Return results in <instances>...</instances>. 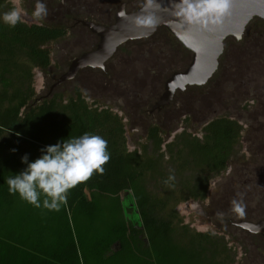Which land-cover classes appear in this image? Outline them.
Listing matches in <instances>:
<instances>
[{"label": "trees", "instance_id": "trees-1", "mask_svg": "<svg viewBox=\"0 0 264 264\" xmlns=\"http://www.w3.org/2000/svg\"><path fill=\"white\" fill-rule=\"evenodd\" d=\"M76 1L43 0L48 14L37 24L10 27L0 22V264H234L225 237L194 231L176 208L206 200L209 181L238 152L237 121L212 117L200 138L182 132L167 144L171 131L159 122L149 123L139 151H129L122 118L103 103L89 105L80 86L68 98L57 96V87L34 100V71L49 68V44L81 27L82 21L112 24L122 0ZM12 9L9 0H0V14ZM160 33L188 53L189 63L190 53L166 30L158 29L149 40ZM149 40L124 44L103 71L83 70L69 83L82 73H95L106 77L100 83L103 92L111 82H127L137 97V86L146 84L139 76L143 67L138 56L127 52L132 63L128 70L121 68L120 50ZM177 105L175 99L170 106ZM85 132L107 140L110 160L103 175L93 173L72 188L59 211L35 208L8 194L4 180L23 170V155L34 160L45 146Z\"/></svg>", "mask_w": 264, "mask_h": 264}, {"label": "rangeland", "instance_id": "rangeland-1", "mask_svg": "<svg viewBox=\"0 0 264 264\" xmlns=\"http://www.w3.org/2000/svg\"><path fill=\"white\" fill-rule=\"evenodd\" d=\"M126 1L129 3L126 8L127 13L132 12L133 9L136 10L142 4V0ZM9 2L20 14V23H38L32 17L36 0H9ZM75 2L78 3L73 0V4ZM260 29L263 32L264 27ZM72 31L63 39L49 44V68L44 71H34L33 88L36 95L34 100L48 94L50 85L66 72L72 60L81 53L95 48L98 40L85 27L81 25ZM258 33L252 43H247V40L238 44L231 40L226 42L222 65L225 66L226 72L228 68L229 73V82L225 85L227 95L232 92L234 86L239 84L241 74L246 71L259 70L264 76V33ZM126 48L120 50L119 57L123 60L121 68L128 70V63H132L130 60L132 58L127 56V52L138 56L140 59L138 63L143 67L139 76L145 79L146 84L137 86L140 88L137 89L139 94L137 97L134 92L129 91L131 89H127V82L125 84L119 81L111 82L103 92L100 83L106 77L90 72L82 73L76 83H64L56 90V94L62 98H68L75 86H80L89 105H92L94 101L109 106L123 120L126 146L129 151H139V146L145 142V129L149 123L159 122L166 131H171L165 141L167 144L182 132L200 138L203 126L212 117H226L237 121V116H241L244 109L238 107L232 109L233 112L227 116L228 109L221 108L217 116L212 115L210 113L212 106L215 105L216 98L221 95H217L219 88L208 85L177 95L175 97L177 106H170L161 113L155 111L149 116L144 115V111L149 112L162 95L165 81L188 62V53L165 33L158 34V37L153 40L137 42ZM220 92H222L221 89ZM219 100L222 99L219 98ZM260 101L262 103L260 102L261 106L258 105V113L264 116V100L260 98ZM100 105L102 104L98 106ZM262 120L264 122V117ZM242 127L241 138L246 142L240 141L237 144L238 152L230 158L225 170L209 181L206 200L181 203L176 211L184 224L194 231L212 232L225 237V241L234 254V264H264V240L244 234L231 224V222L237 223L240 219L253 223L264 220V135L260 137L256 146L252 145V140L249 139L252 135L246 134L248 129L244 125ZM261 129L264 134V124ZM164 149L162 146V150ZM238 193L241 195L238 196ZM233 199H242L245 206L243 215L231 211L230 201ZM129 206L125 203L124 207L131 209ZM217 213H223V216L218 217Z\"/></svg>", "mask_w": 264, "mask_h": 264}, {"label": "clouds", "instance_id": "clouds-1", "mask_svg": "<svg viewBox=\"0 0 264 264\" xmlns=\"http://www.w3.org/2000/svg\"><path fill=\"white\" fill-rule=\"evenodd\" d=\"M170 4L171 11L182 28L206 32L223 23L230 12L232 0H170ZM159 7L158 0H142V14L132 17V23L137 27L154 30L156 19L150 10ZM47 14L43 0H36L33 19L43 20ZM20 20L21 16L16 9L0 14V22L10 27H15ZM236 38L241 39L242 33ZM107 148L108 142L102 136L85 132L45 146L34 160L30 161L25 154L21 157V163L25 165L23 170L4 180L8 194L18 196L35 208L59 211L72 188L90 179L93 173L104 174L103 166L110 160ZM168 179L172 180L174 177L170 175ZM167 182L165 181L166 184ZM230 205L232 212L244 214L242 199H233ZM217 216L222 217L223 213H217Z\"/></svg>", "mask_w": 264, "mask_h": 264}, {"label": "water", "instance_id": "water-1", "mask_svg": "<svg viewBox=\"0 0 264 264\" xmlns=\"http://www.w3.org/2000/svg\"><path fill=\"white\" fill-rule=\"evenodd\" d=\"M158 2L160 7L150 10L156 19L154 30L137 27L132 23V17L142 14L141 5L127 13L124 4H120L114 12L113 23L108 26L82 21L81 25L97 38V44L93 50L72 60L66 72L51 85L48 94L72 81L85 69L103 71L105 64L112 59L118 48L128 42L149 39L159 28H163L191 54V60L186 69L172 73L165 81L163 93L150 112L160 111L173 100L177 91L183 92L187 87L206 85L217 69L218 59L223 53L224 41L227 38L239 41L236 36L243 34L252 19L264 20V0H232L230 12L219 27L206 32L195 28L185 29L177 23L171 11L170 0ZM133 216L138 219L134 206ZM232 225L264 239V220L256 223L241 221Z\"/></svg>", "mask_w": 264, "mask_h": 264}, {"label": "flooded vegetation", "instance_id": "flooded-vegetation-1", "mask_svg": "<svg viewBox=\"0 0 264 264\" xmlns=\"http://www.w3.org/2000/svg\"><path fill=\"white\" fill-rule=\"evenodd\" d=\"M120 4H124L125 11H126V8L128 7L129 3L126 0H122L116 6V8ZM262 26L264 27V20H261L259 18H254L246 26V28L242 34V38L239 41H236L233 38H227L225 41L227 42L228 40H231L232 42L238 44V43H242L243 40H247V43H252L255 41V37H256V34L258 32H260L258 34L264 33V29H263V32L260 29V27H262ZM159 29H163V28H159ZM225 41H224V43H225ZM224 55L225 54H224V47H223V53L221 54V56L218 59V66H217L215 73L208 80L206 85L202 86V87H206L208 85V86H211L212 88L213 87L219 88V91H217V95L220 94L221 96L219 98L223 100V101L222 100L220 101L219 98L217 97L216 98L217 101H216L215 105L212 106L210 113L214 116H217V114H219V112H218L219 108H221L223 110L228 109V111L226 113V116H227V115L231 114V112H233L232 109H235L236 107H238L240 109H244V110H242L243 112L240 114L241 116H237L235 114L237 116V123L241 127V131H240V135H239V142L240 141L246 142L245 140H243L241 138V134L243 132L242 126L244 125L248 129L245 133L252 135V137L250 136L251 138H249V139L252 140V145L256 146L259 143L260 137L262 135H264L262 133V129H261L263 124H264V122L262 120V117H264V116H261V114L258 113V105L261 106L260 98H262L264 100V76L261 75V73H260L261 71H259V70L246 71L245 73L241 74L239 84L234 86L232 92H230V94L227 95L225 85H228L229 73H228V68H227V72H226L225 66L222 65V59H223ZM190 60H191V54H190ZM186 67L184 69H186ZM253 69H255V68H253ZM183 70H181V71H183ZM178 72H180V71H178ZM262 79H263V81H262ZM260 84H262V85H260ZM202 87H187L185 89V91H183V92L177 91L173 97V100L167 106L162 108L160 111H156V112H162L164 109L168 108L172 104V102L175 100V97L178 94L184 93L188 89H196V88H202ZM220 89L222 92H220ZM150 111L148 112L149 114H152L155 112V111L154 112H150ZM257 115H259V116L257 117ZM230 119H232V118H230ZM232 120H234V119H232ZM231 224H233V222H231ZM232 226H234V225H232Z\"/></svg>", "mask_w": 264, "mask_h": 264}]
</instances>
